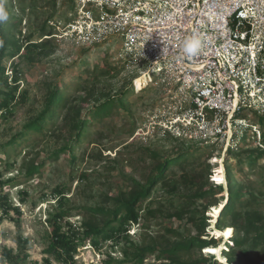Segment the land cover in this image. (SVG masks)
<instances>
[{
    "label": "rangeland",
    "instance_id": "obj_1",
    "mask_svg": "<svg viewBox=\"0 0 264 264\" xmlns=\"http://www.w3.org/2000/svg\"><path fill=\"white\" fill-rule=\"evenodd\" d=\"M2 9L8 13V39L21 47L30 41L49 43L45 49L31 52L22 49L18 56L8 55L3 62L8 80L12 81L14 70H17L20 84L10 112L0 119V171L6 172L5 179H16L15 186L8 187L7 193L14 205L21 207L23 215L19 218L13 214L2 219L0 213V250L25 251L28 259L19 261V264H44L50 231L47 219L61 209L53 194L57 187H67L65 209L83 212L98 207L111 208L112 199L119 193L130 192L138 186L148 187L150 180L160 175L159 167L163 163L189 152L186 160L170 167L165 184H156L151 196L141 203V223L132 227L128 235L137 246L166 245L195 236L197 230L190 224V219L196 217L195 221L199 222L205 216L209 226L203 238H214L217 243L211 247H222V254L228 253L240 233L227 221L225 225L233 229V237L225 242L215 236L218 220L214 223L212 210L221 206L227 196L225 186L214 181L220 167V162L214 160L224 162L228 198L230 173L238 186L256 198L250 209H260L264 213V159L250 166L248 163L239 164L236 156L243 145H247L244 150L261 148L260 141L248 133L226 152L222 141L191 144L163 135L160 132L162 123L177 118L183 97L176 93L175 85L159 82L156 74L148 72L147 65L134 63L125 57L119 38L111 44L96 47L41 38V28L48 21L68 22L69 15L74 13L71 0H0V12L3 13ZM49 22V30L55 33ZM141 78H145L144 82L149 85L137 91V81ZM57 86L68 98L67 105L59 108L48 120L43 133L29 135L19 144L10 146L14 137L42 114L48 97ZM108 98L121 100L116 102L109 116L91 124L88 136L75 148L76 160L73 162L68 154L52 160L50 156L61 151L71 137L64 124L70 110L82 106L86 117L88 111ZM185 106L189 108V104ZM254 123L262 129L263 137L264 118L255 119ZM9 164L14 167L7 171ZM33 164H45L41 174H27V169ZM194 172L201 174L205 189L222 185L223 194L202 201L193 199L197 187L179 184V180L184 173L192 175ZM20 192L26 194L21 195ZM23 197H27L24 204L20 200ZM214 203L217 206H213ZM149 209L154 215L145 216ZM182 210V219L172 216ZM83 219L84 216H77L70 222L80 226ZM127 249L129 253L134 252V248L125 242H107L99 250L81 248L76 256L77 264H102L111 258L116 262L124 261L122 264H137L125 256ZM236 251L238 256L246 252L253 259L264 260V248L261 246L254 249L248 244ZM202 254L205 258L213 255L205 249ZM199 257L193 251L186 258ZM163 263L168 261L149 255L142 264Z\"/></svg>",
    "mask_w": 264,
    "mask_h": 264
},
{
    "label": "built area",
    "instance_id": "obj_2",
    "mask_svg": "<svg viewBox=\"0 0 264 264\" xmlns=\"http://www.w3.org/2000/svg\"><path fill=\"white\" fill-rule=\"evenodd\" d=\"M49 24L45 38L86 47L119 38L125 57L175 85L183 101L163 135L228 152L251 133L263 146L264 0H75L67 23Z\"/></svg>",
    "mask_w": 264,
    "mask_h": 264
},
{
    "label": "trees",
    "instance_id": "obj_3",
    "mask_svg": "<svg viewBox=\"0 0 264 264\" xmlns=\"http://www.w3.org/2000/svg\"><path fill=\"white\" fill-rule=\"evenodd\" d=\"M73 3L75 0H71ZM3 10V9H2ZM6 19L0 21V109H5L10 112L12 101L15 100L19 89L20 79L17 70L13 75L12 81L6 77V67L3 65L5 58L18 56L22 49H27L28 52L38 49H45L48 47L49 41L40 43L30 41L25 47H21L18 43L8 39L7 34L10 32L8 27V13L3 10ZM49 22V21H48ZM48 22L41 28V38L53 35V31L49 30ZM49 40V39H45ZM4 86L5 89H2ZM121 99L108 98L101 102L97 107L88 111L87 116L83 115V107L72 108L67 114L64 124L69 128L70 139L65 147L51 155L52 160H58L62 155L68 154L71 156L72 161L76 160L74 155L75 148L79 146L88 136V128L94 121L102 120L109 116L113 108ZM86 102V99L83 100ZM68 98L61 93L60 88L57 86L47 99L46 107L42 114L25 126L23 132L18 134L9 143L10 146L17 145L24 141L29 135L35 133H43L45 125L49 119H52L57 113L58 109L66 106ZM262 147L256 150H244L243 145L240 147L241 152L236 156L238 157L239 164L248 163L254 166L258 160L264 159V133L262 138ZM263 148V149H262ZM189 151V150H188ZM231 151V150H229ZM228 151V152H229ZM189 153V152H188ZM183 153L174 159H168L159 167L160 175L152 178L148 187L138 186L130 192L122 191L115 198L112 199L113 206L111 208L98 207L96 209H86L83 212L73 209H65L66 186L57 187L53 194L58 199L60 210L56 213L49 215L47 219L48 232V247L45 250L47 258L44 259V264H77L76 256L81 248L99 250L107 242H125L134 248V252L129 253L128 249L125 256L129 257L128 260L142 264L149 255H155L158 260L168 261L163 264H224L217 260L216 256L209 255L205 258L202 250L211 246H216L217 241L212 238L211 240L204 239L206 236V228L209 226L205 216L199 222H196V217H191L190 224H193L197 230L195 236L186 239H178L174 242H169L166 245L152 243L151 245L137 246L128 231L135 226H139L142 220V215L139 209L141 203L147 200L152 193L153 187L162 182L165 184L167 181L166 174L171 166L180 164L186 160V155ZM45 164L31 165L27 169L29 176L41 174ZM14 165L9 164L7 171L13 169ZM6 172L0 171V213L1 218H7L11 215H17L19 218L23 215L20 206H15L11 201L10 194L7 193L8 187H14L16 179H5ZM229 198L226 202L221 215L217 221L216 227L218 230H223L229 227L225 225L227 221L231 222V227L237 228L239 236L233 240V245L230 251L223 252V257L227 260L228 264H264V260H257L249 257L247 253L238 256L237 249L245 248L248 244L255 248L260 246L264 248V213L260 209L252 208L254 200L256 199L249 191H244L243 188L238 186L232 175L229 173ZM179 184L185 186H196L197 189L192 195L195 200H204L206 198H216L217 195L223 194V186L216 185L209 189L202 186L201 174L194 172L192 175L183 174L179 180ZM21 195L26 193L20 192ZM24 204L27 202V197L20 199ZM226 201V198L223 200ZM217 206V203L212 204ZM206 210V207H205ZM154 215L153 210L149 209L145 216ZM84 216L80 226H74L70 219ZM172 216L182 219L184 212L178 211ZM20 244L22 241L19 242ZM196 251L199 254V259L186 258ZM25 252V251H24ZM23 251L15 253L12 249L4 248L0 250V264H19L21 261L28 259V255ZM127 260V259H126ZM20 261V262H19ZM124 262V261H123ZM123 262H116L112 258L104 261L102 264H122Z\"/></svg>",
    "mask_w": 264,
    "mask_h": 264
},
{
    "label": "bare ground",
    "instance_id": "obj_4",
    "mask_svg": "<svg viewBox=\"0 0 264 264\" xmlns=\"http://www.w3.org/2000/svg\"><path fill=\"white\" fill-rule=\"evenodd\" d=\"M145 78H141L137 81V91L143 90L145 87H147L149 84L147 81H145ZM214 162H220V167L216 170V175L214 176V181L218 182L219 184H223L226 189V201H224L221 206L215 207L212 212H213V217H214V223L219 219L221 212L228 201V183L226 179V174H225V165L223 160H217L215 159ZM215 231V236L217 238H223L225 242L230 240L233 237V229L231 227L224 228L223 230H218L217 228L214 229ZM207 253H212L213 255H217L222 262H227V260L223 257L222 247H208L205 249Z\"/></svg>",
    "mask_w": 264,
    "mask_h": 264
},
{
    "label": "clouds",
    "instance_id": "obj_5",
    "mask_svg": "<svg viewBox=\"0 0 264 264\" xmlns=\"http://www.w3.org/2000/svg\"><path fill=\"white\" fill-rule=\"evenodd\" d=\"M6 19V15L0 12V20Z\"/></svg>",
    "mask_w": 264,
    "mask_h": 264
},
{
    "label": "water",
    "instance_id": "obj_6",
    "mask_svg": "<svg viewBox=\"0 0 264 264\" xmlns=\"http://www.w3.org/2000/svg\"><path fill=\"white\" fill-rule=\"evenodd\" d=\"M224 263V262H223ZM225 264H228V262H225Z\"/></svg>",
    "mask_w": 264,
    "mask_h": 264
}]
</instances>
